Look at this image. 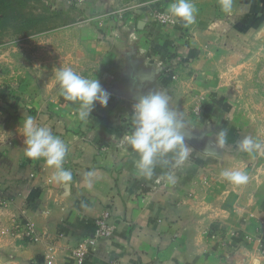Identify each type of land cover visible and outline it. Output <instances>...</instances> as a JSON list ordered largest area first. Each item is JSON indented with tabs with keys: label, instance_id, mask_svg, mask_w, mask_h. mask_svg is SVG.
I'll list each match as a JSON object with an SVG mask.
<instances>
[{
	"label": "crops",
	"instance_id": "0c3cea01",
	"mask_svg": "<svg viewBox=\"0 0 264 264\" xmlns=\"http://www.w3.org/2000/svg\"><path fill=\"white\" fill-rule=\"evenodd\" d=\"M192 3V24L178 18L161 25L135 8L124 22L110 14L103 27L82 29L110 93L108 105L95 104L87 121L78 118L79 102L65 100L60 89H46L39 102L16 101V115L0 114V264H75L73 250L92 237L104 209L112 236L98 239L82 264H264V155L238 147L244 136L264 137L240 127L233 88L223 82L225 63L247 54L245 36L264 28V0H231L228 12L222 0ZM172 55L188 64L175 83L160 66ZM130 90V97L122 94ZM156 91L171 98L190 151L181 166L158 162L145 179L124 137L133 130L132 105ZM202 95L207 104L195 117L193 103ZM29 116L67 144L69 182L52 180L55 169L44 158L25 155ZM221 129L223 148L216 141ZM224 170L244 171L248 181L234 184ZM28 223L37 241L22 233Z\"/></svg>",
	"mask_w": 264,
	"mask_h": 264
},
{
	"label": "rangeland",
	"instance_id": "374dc122",
	"mask_svg": "<svg viewBox=\"0 0 264 264\" xmlns=\"http://www.w3.org/2000/svg\"><path fill=\"white\" fill-rule=\"evenodd\" d=\"M160 2L162 4L155 6V0H42L31 2L20 18L1 20L0 114L16 115L19 111L13 105L16 101L39 102L43 100L46 89L48 92L59 90L55 73L60 67H71L85 77L97 78L102 85L104 66L83 45L85 33L82 29L95 26V23L103 27L110 14L112 22H124L126 15L135 8L147 9L155 23L176 24L178 18L162 10V7L168 9L174 0ZM88 7L94 11L89 12ZM245 42L247 54L225 63L229 65L224 69L223 82L233 88L236 112L243 120L240 127L262 139L264 28L245 36ZM160 66L161 70L171 72L167 76H171L172 83L178 80L179 70L188 68L186 62L173 55ZM205 104L206 97L197 96L192 114L200 116Z\"/></svg>",
	"mask_w": 264,
	"mask_h": 264
},
{
	"label": "clouds",
	"instance_id": "9594fccd",
	"mask_svg": "<svg viewBox=\"0 0 264 264\" xmlns=\"http://www.w3.org/2000/svg\"><path fill=\"white\" fill-rule=\"evenodd\" d=\"M221 6L228 12L231 9V0H222ZM167 11L186 24L195 22L197 9L192 0H174ZM55 78L64 99L79 102L77 115L81 121H87L95 104L98 103L101 107L108 105L110 93L97 78L85 77L71 67L58 68ZM132 109L133 130L124 137V143L139 157L136 161L137 174L151 179L154 165L158 162L163 165L172 164L173 167L184 164L190 151L180 132L184 124L177 117L167 93L156 91L143 95L132 105ZM22 134L25 137V155L33 160L44 158L46 164L55 169L52 180L69 182L72 179L71 172L63 168L68 146L60 137L54 135L50 128L38 125L31 116L24 120ZM226 137L227 132L223 129L217 133L218 147L223 148ZM238 147L244 152L264 155V142H257L251 136H244ZM170 153L171 160L167 158ZM221 176L238 185L248 181L247 174L241 170H224ZM166 178L170 183L176 182L172 173L167 174Z\"/></svg>",
	"mask_w": 264,
	"mask_h": 264
},
{
	"label": "built area",
	"instance_id": "2783aa9c",
	"mask_svg": "<svg viewBox=\"0 0 264 264\" xmlns=\"http://www.w3.org/2000/svg\"><path fill=\"white\" fill-rule=\"evenodd\" d=\"M109 210L104 209L101 215L94 222V230L92 237L84 239L77 247L73 250V256L75 264H82L88 250L93 246L98 239L110 238L112 236V227L109 222ZM24 236L32 241H37L34 236L33 226L31 224H25L22 228Z\"/></svg>",
	"mask_w": 264,
	"mask_h": 264
},
{
	"label": "trees",
	"instance_id": "16d2710c",
	"mask_svg": "<svg viewBox=\"0 0 264 264\" xmlns=\"http://www.w3.org/2000/svg\"><path fill=\"white\" fill-rule=\"evenodd\" d=\"M42 0H0V21L8 17L20 18L31 2H41ZM127 129L130 132L133 129L132 117L128 119Z\"/></svg>",
	"mask_w": 264,
	"mask_h": 264
},
{
	"label": "water",
	"instance_id": "95a60500",
	"mask_svg": "<svg viewBox=\"0 0 264 264\" xmlns=\"http://www.w3.org/2000/svg\"><path fill=\"white\" fill-rule=\"evenodd\" d=\"M126 97H130L132 95V91L130 90L129 92H123Z\"/></svg>",
	"mask_w": 264,
	"mask_h": 264
}]
</instances>
